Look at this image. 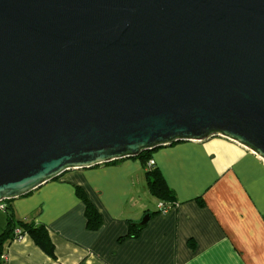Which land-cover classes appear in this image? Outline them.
I'll return each instance as SVG.
<instances>
[{
	"label": "water",
	"instance_id": "obj_1",
	"mask_svg": "<svg viewBox=\"0 0 264 264\" xmlns=\"http://www.w3.org/2000/svg\"><path fill=\"white\" fill-rule=\"evenodd\" d=\"M212 138L264 162V0H0V204Z\"/></svg>",
	"mask_w": 264,
	"mask_h": 264
},
{
	"label": "crops",
	"instance_id": "obj_2",
	"mask_svg": "<svg viewBox=\"0 0 264 264\" xmlns=\"http://www.w3.org/2000/svg\"><path fill=\"white\" fill-rule=\"evenodd\" d=\"M151 157L176 201L168 212L151 195L139 158L68 172L9 201L15 221L47 230L53 255L23 232L3 243L1 262L264 264L263 160L223 138L158 148ZM77 188L99 213L98 227L89 224ZM2 205L0 237L9 224Z\"/></svg>",
	"mask_w": 264,
	"mask_h": 264
},
{
	"label": "trees",
	"instance_id": "obj_3",
	"mask_svg": "<svg viewBox=\"0 0 264 264\" xmlns=\"http://www.w3.org/2000/svg\"><path fill=\"white\" fill-rule=\"evenodd\" d=\"M152 152V151H151ZM151 152H144L142 155H140L138 158L143 162L145 168L148 163V161L152 158ZM120 161H115L110 164H116ZM147 170V169H146ZM147 176V184L149 187V191L151 195L155 198H157L160 203H164L166 205H172L175 204L176 201L174 200V197L172 195L171 190L166 185L165 180L158 169L155 168L147 170L146 173ZM77 195L79 198L85 203L86 206V215L87 219L89 221V224L92 227H98L100 223V216L97 212L94 205L88 200L87 196L85 195V192L81 188H77ZM6 203V209L5 211L8 213L9 218V224L5 232L0 237V253H1V247L3 243L8 239L9 237H15V230L17 228L23 230V232H26L29 234V236L35 241V243L48 255H53V245L50 241L49 234L47 230L44 227H35L33 225H27L24 223H19L14 220L13 215L10 213V206L9 201H5ZM162 212V211H161ZM139 229L135 232V236H138ZM1 256V254H0ZM0 264H4V262H1Z\"/></svg>",
	"mask_w": 264,
	"mask_h": 264
},
{
	"label": "built area",
	"instance_id": "obj_4",
	"mask_svg": "<svg viewBox=\"0 0 264 264\" xmlns=\"http://www.w3.org/2000/svg\"><path fill=\"white\" fill-rule=\"evenodd\" d=\"M155 166H156V163H155V161L153 160V159H150L149 161H148V163H147V165H146V169L147 170H150V169H153V168H155ZM173 205H175V204H172V205H166V204H164V203H159V209L162 211V212H168L170 209H172V207H173ZM1 209H6V206L5 205H2L1 206ZM25 236V234L23 233V231L22 230H20V229H18V230H16L15 231V239L16 240H21L23 237ZM7 258L4 256L3 257V262H4V264L6 263V260Z\"/></svg>",
	"mask_w": 264,
	"mask_h": 264
},
{
	"label": "rangeland",
	"instance_id": "obj_5",
	"mask_svg": "<svg viewBox=\"0 0 264 264\" xmlns=\"http://www.w3.org/2000/svg\"><path fill=\"white\" fill-rule=\"evenodd\" d=\"M152 159V158H151Z\"/></svg>",
	"mask_w": 264,
	"mask_h": 264
}]
</instances>
